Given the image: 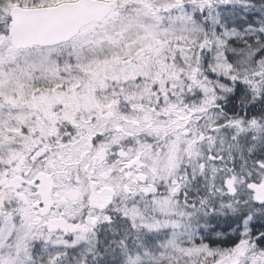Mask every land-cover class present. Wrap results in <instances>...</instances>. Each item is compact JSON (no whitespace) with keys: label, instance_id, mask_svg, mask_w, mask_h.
Returning a JSON list of instances; mask_svg holds the SVG:
<instances>
[{"label":"snow or ice","instance_id":"1","mask_svg":"<svg viewBox=\"0 0 264 264\" xmlns=\"http://www.w3.org/2000/svg\"><path fill=\"white\" fill-rule=\"evenodd\" d=\"M0 264H264V0H0Z\"/></svg>","mask_w":264,"mask_h":264}]
</instances>
